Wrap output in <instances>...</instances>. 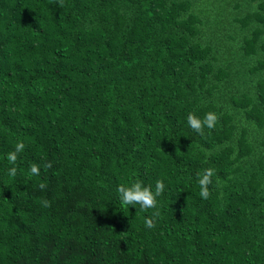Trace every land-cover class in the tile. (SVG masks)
<instances>
[{
  "label": "trees",
  "instance_id": "16d2710c",
  "mask_svg": "<svg viewBox=\"0 0 264 264\" xmlns=\"http://www.w3.org/2000/svg\"><path fill=\"white\" fill-rule=\"evenodd\" d=\"M225 1L0 0V264H264V0Z\"/></svg>",
  "mask_w": 264,
  "mask_h": 264
},
{
  "label": "clouds",
  "instance_id": "9594fccd",
  "mask_svg": "<svg viewBox=\"0 0 264 264\" xmlns=\"http://www.w3.org/2000/svg\"><path fill=\"white\" fill-rule=\"evenodd\" d=\"M58 7H63V0H54ZM218 116L214 112H207L204 114L203 118H199L193 113H189L186 117L187 125L200 135H204L205 129L213 130L215 129ZM25 149V144L22 140H18L15 143L14 150L6 154V159L9 164L15 165L18 154L23 152ZM44 167H51L50 163H46ZM215 170L213 168H205L202 172L197 173L196 182L199 185V196L203 200H207L210 196L209 185L213 183L212 177L215 175ZM8 175L10 177H15L17 175V168L15 166L8 169ZM40 166L36 163L30 165L29 176H39ZM39 187L43 190L46 188L44 183H40ZM164 191V183L162 180H157L155 183V190H152L151 186H145L142 181L136 180L130 185L120 184L116 187V192L118 193V198L122 206H132L139 205L141 211L148 209L157 208V197L160 196ZM43 207H49L50 202L48 200L41 201ZM160 216V212L157 210L153 213L150 218H145V227L151 229L155 227L156 218Z\"/></svg>",
  "mask_w": 264,
  "mask_h": 264
},
{
  "label": "rangeland",
  "instance_id": "374dc122",
  "mask_svg": "<svg viewBox=\"0 0 264 264\" xmlns=\"http://www.w3.org/2000/svg\"><path fill=\"white\" fill-rule=\"evenodd\" d=\"M239 1H243V0H239ZM218 2L219 3H217V4H219L220 6L222 5V6H226V1L225 0H218ZM237 4V1L236 0H229V8H230V6H233V5H236ZM217 8V7H216ZM216 14H217V12H215ZM229 24L230 23H228V22H226V24H225V27H226V29L227 30H229Z\"/></svg>",
  "mask_w": 264,
  "mask_h": 264
}]
</instances>
